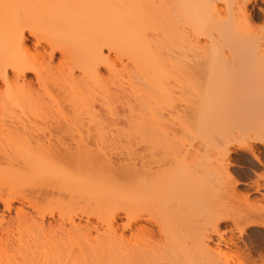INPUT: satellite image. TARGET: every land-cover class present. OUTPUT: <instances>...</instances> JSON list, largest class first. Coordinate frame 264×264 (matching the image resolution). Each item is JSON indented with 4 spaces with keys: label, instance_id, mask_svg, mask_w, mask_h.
I'll use <instances>...</instances> for the list:
<instances>
[{
    "label": "bare ground",
    "instance_id": "6f19581e",
    "mask_svg": "<svg viewBox=\"0 0 264 264\" xmlns=\"http://www.w3.org/2000/svg\"><path fill=\"white\" fill-rule=\"evenodd\" d=\"M257 1L0 0V118L30 113L29 119L54 120L42 132L0 126V185L39 182L40 207L58 205L57 216L37 207L33 216L16 208L15 221L0 215L2 232L8 231L0 264H230L223 248L234 242L226 237L224 246L211 245L209 232L219 235V225L229 220L236 229L244 225L242 234L264 227L263 211L238 193L240 182L229 169L235 149L262 163L256 143L264 147V26L256 23ZM28 36L40 51L30 48ZM55 53L61 54L57 64ZM170 76L178 79L185 134L201 137L204 145L222 130L217 125L234 129L217 132L227 139L215 143V158L195 149L194 138L184 156L153 169L132 146L152 148V104ZM121 140L131 144L120 152L124 158L108 149ZM179 145L169 144V151ZM110 153L123 159L116 155L117 163ZM187 179L196 185L187 198L213 196L216 206L234 199L246 207L231 209L237 217L241 212L235 219L224 201V208L209 213L211 230L194 229L192 238L181 240L178 224L192 217L178 202L182 180L185 191L194 190ZM261 188L257 183L255 191ZM6 195L1 188L0 203L10 211ZM13 224L25 236L11 239Z\"/></svg>",
    "mask_w": 264,
    "mask_h": 264
},
{
    "label": "rangeland",
    "instance_id": "374dc122",
    "mask_svg": "<svg viewBox=\"0 0 264 264\" xmlns=\"http://www.w3.org/2000/svg\"><path fill=\"white\" fill-rule=\"evenodd\" d=\"M254 5H255L254 9H255L257 17H258V19L256 20V23H257L258 26H262L263 27L264 26V15L260 11V9L262 8L264 10V3L262 2V0L261 1L258 0L257 2H255ZM28 44H29L31 49L34 48L33 49L34 51L37 50V49L39 51L41 50V47H36L35 48V46H34V38L32 36H28ZM60 55H61L60 53H55L54 54V57H53L54 64H57V62H59V60L61 58ZM27 79L32 81V82H34L35 86H37V84L35 83L34 74H32V73L28 74L27 73ZM166 79H167L168 83L166 82L163 85V87H162L161 95L159 94L161 98H159V100H157V102L155 100H153V104H152L153 105V108H152L153 109V136H154L153 137L152 148H150L148 145L147 146L146 145L143 146V145H141L142 143H140L139 146L136 144L137 145L136 148H134L135 145L132 144L133 145L132 149L137 150V151H141V153L144 152L143 154L146 155L147 163L151 164L153 169H158V168H162V167L164 168V167H166V164H165V166L163 164V162L165 163V160L169 161L171 159L170 161L172 162L174 160V158H178L179 159V157H175V156H177V155H180V157L184 156L185 154L183 155V153H185L186 148H187V150H189V147H188L189 143H191V141L195 138L194 141H193L194 142L193 143L194 148L195 149L200 148L203 152L206 151V155L210 156L211 158H215L217 156L216 155L217 151H215V150H217L215 143H218V141H220V139H223V140L227 139V137H224V138L222 137L221 138V136H220L221 133H220V135L217 134V132L219 130L215 131V127L218 126L219 127L218 129H222L219 132H222L223 130H225V132H226L228 130L234 129V126L227 125L228 123H226V124L224 123L225 125L221 126V125H217V123H216L217 126L214 127V131L216 132V133L214 132V137H213V135H212V137H210V136L208 137L209 141H211L212 138L213 139L215 138V140H214L215 142L212 140L211 141L212 143H211V142H209L207 140L208 142L206 141L204 145H203V141H202L203 139H201V137H199L197 135H195L193 137H190L188 135V133L185 134L180 129L179 120H178L179 110L181 109L180 108L181 107V104H180V96H181L180 87H179L178 83H176L178 81V79L175 76H170V77H168ZM26 114H27V117L24 115V113L22 114L24 116H21L19 113L9 114V115H12V118H11V116L7 115L8 116L7 119H6V114H4L5 117H3V118H5V119L3 120V119L0 118L1 119L0 120L1 121L0 122V126L1 127L14 128L15 126H18V125L20 126L21 125L20 127L24 128V125H25V129L32 133V131H35V130H37V131L41 130V132H42L43 131L42 129H44V127L51 126L50 124L51 123L53 124V122H54V120L52 121L53 118L51 116H50L49 119L52 122L50 120L47 121V119L46 120L43 119L44 115L41 116V114H38V115L41 116V119H40L41 121L40 120H36L34 118H31V117L29 119L28 114H30V113H26ZM38 115H36L35 118H37ZM59 119H60V117H59ZM59 119H57V120H59ZM43 120L46 123L49 122L50 124L49 123L46 124ZM2 121H4V122H2ZM57 122H59V121H57ZM2 124H3V126H2ZM28 124H31V125H28ZM5 125H7V126H5ZM41 127H43V128L41 129ZM37 131H35V132H37ZM35 132H33V133H35ZM37 134L38 133H36L35 135H37ZM215 135H217V136L219 135L220 137L219 136L217 137ZM216 137H217V139H216ZM121 141L122 142H118V144L120 146L116 142L115 145L112 146V148L114 147V150L112 148H108L109 151L112 150L113 153L114 152L115 153L122 152V153L126 154V152L128 151L127 149H129V148L131 149V147H130L131 144H129L128 141H125V140H121ZM172 143H176L177 146H178V144H180V145H179L178 148L176 147L177 148L176 151L173 150L174 152L171 151L172 152L171 153L169 150H171L172 148L169 147V144H172ZM181 143L184 144V145H182ZM256 146L259 149L258 151L260 153V157H261L262 163L257 162L253 158V156L251 154H249L247 152H244V151H241L239 149H235L234 153L231 154V160H232V163L234 165L232 164L229 167V169H230V172L233 173L235 178L240 182V184H238L236 186V189H237L238 193L248 194L249 201L253 202V203H256L261 208V211H263V212H260L261 215H262L260 219L264 221V201H263L264 200L263 199L264 189L261 188L260 192H256L255 191L257 183L262 185V186H264V147L262 145H260V144H257V143H256ZM116 147H119V148L117 149ZM213 147L215 149H212ZM193 151H194V149H193ZM207 152H210L211 155L208 154ZM113 153H110L111 157H114L116 155L122 154V153L114 154V156H112ZM186 153H187V151H186ZM212 153H213L214 156H212ZM168 154L170 155L171 158L167 159V156H169ZM122 156L124 158L127 155L124 156L122 154ZM117 157L118 156H116V158L114 157L113 159L115 160V159H117ZM119 157H121V155ZM165 157H166V159H165ZM119 160H121V159L119 158ZM118 161H116V162L118 163ZM174 162H176V161L174 160ZM168 163H170V162H168ZM171 166H175L174 163H173V165L171 164ZM169 167H170V165H169ZM224 180H225L224 178L222 180H220V182H221L220 185H222V182ZM183 181L184 180H182V182L180 183V190H178L181 193L180 196H179L178 202H180L181 205H182V210H183L182 212H185L186 214H189L192 217H188V218H190V219H188L189 222L186 221L187 223L185 225L183 224L185 222H183V223L180 222L178 224L177 236L178 237L179 236L183 237V239H181L179 237L181 240H184V236L185 237L186 236L187 237H189V236L191 237L192 235L194 236V234L196 233V231L194 229L200 231L202 229H205V228L207 229L208 228L209 230H211V227H209V224L211 223L212 220L208 219V217H210V218L212 217V214H210L211 215L210 216L209 213L212 212V211L214 212V210L216 209L217 206H218L217 208H222L223 205H226L225 203L227 202L226 207H228L227 208L228 210L230 209V211H231V209H233L234 207L236 209L239 207V210L241 212L243 211V207L244 208L246 207V205H245V203H243V201H240V200L239 201L238 200L235 201L234 199H231L234 202L231 201L230 199H227V201L224 199V201H226V202H224L222 200V203L219 204V202H218V205L216 206L215 204H216L217 201L215 202V198L213 196H212L213 199L212 198L211 199H207L209 201V205H207L208 201L203 199L204 197L203 198H201V197L199 198V197L196 196V194H194V196H191L192 198L188 197L189 198L188 199L187 196H186V192L188 194H190V193L192 194L195 191L196 185L190 179L185 180V181H187L186 185L188 187V190H189V186L192 185V184L193 185L190 186V189L191 188L194 189V190H191L190 192L187 191V190L185 191L184 188H186V187H185V183L183 184ZM7 182L5 180V184L3 183L0 186H2L1 188H3V190L7 193L8 198L12 201V205H13L14 208H12L10 211H6V210L3 209V205L0 203V215H3L5 213V219L6 220L9 221V220L12 219V220L15 221V219H16V208H20L26 214H31L33 216V215L36 214V210L35 209L37 207V208H40L42 210V212H44L45 214L50 213V212H54L56 214V216H57L58 205L46 206V207H43V208L40 207L42 205L41 204V200L38 198V194L36 193V191H38L37 189L39 188L37 186L39 184V182L38 183H36V182H32V183L28 182V184L25 185V187L21 186V187H18V188H12L10 186L8 187L7 186L8 185ZM225 182L227 183V180H225ZM226 183L223 182V186ZM160 185H162V184H160ZM166 185H164V187H166L165 189H168V190H166L167 194H168V193H170V191H171L170 189L171 188H169V184H166ZM217 185L219 187V184H217ZM3 186H6V187H3ZM161 188H163V186H161ZM220 188H221V186H220ZM158 190H159V188H158ZM163 191H164V188H163ZM218 191H219V188H218ZM199 195H200V193H199ZM200 196H202V195H200ZM208 198H209V196H208ZM166 200L170 201L169 198H167ZM197 200L199 201L200 205H199ZM200 200H202V202H200ZM203 200L206 201V204H205V202ZM212 200H213V203L215 202V204L211 205L210 201H212ZM168 201H166V202L168 203ZM192 202L196 206H193V207L189 206V205L192 204ZM196 202H197V204H196ZM237 202L239 204L235 205V203H237ZM172 203H174V202H172ZM194 204H192V205H194ZM213 205H215V208H214ZM226 207H225L224 211H226ZM191 208L193 209V211L195 213H193ZM260 208H259V210H260ZM189 210H191L192 212L191 211L189 212ZM218 211H220V210H218ZM220 212H221V216H220L221 218L225 214H227V215H228V213L230 214L229 211H228V213L225 212V214L223 213V210L220 211ZM185 213H184V215H185ZM190 213H192V214H190ZM231 213L233 214V217L235 219H238V217L240 216V213H239V216L237 217V215H236V214H238L237 210H236V213L234 212V210L231 211ZM1 217L2 216H0V218ZM227 217H230V215H228ZM184 218L187 219V217H184ZM47 219L49 221H52L53 224L55 223V222H53V219H51L50 217H47ZM91 220H92V222H96L94 219H91ZM190 221L192 222V224H191ZM208 221L210 223H208ZM0 225L1 226L4 225V227H1L2 229L0 228V245H1L2 242L6 241V238H5L6 235L5 234H7L6 232H8V231L5 232V230H7L5 223L4 224L1 223ZM140 225L144 226V227H146L148 229H152L151 225L146 223V222H140V223L137 224V226H140ZM233 226H235V225H233V222H231L230 220H229V222L221 223L219 225V233L220 232L221 233L225 232V233H223V235L220 233L222 236H220L219 233H218L219 235H217V233L214 234V232L210 231L209 232L210 236L213 233L211 237H212V241L214 242V243L211 242L210 244L211 245H216L217 242H218V244H221V245L223 244L222 246H224L225 245L224 243H226V242H224V240H227L230 237L232 242H234L233 245H232L233 248H231V246L228 249L223 248V251H224L223 252V259L224 260L226 259L225 261H228V263L230 262V264H264V227L263 226L250 227V228H248L246 230H243V234H242V231H241L242 229L241 228H243L244 225H242L241 227H237L238 229H236V227H233ZM17 227L18 226H16V224H13L12 225V229L9 230L10 231L9 237L11 236V234L15 236V237L11 236L12 237V238L10 237L11 239H13V237L14 238H18L20 236V234L22 236H25V230H23L22 232H18L17 231L18 230ZM3 229H5L4 230L5 233L2 232ZM154 229L156 231V228H154ZM154 229H152V230L154 231ZM239 231L241 232V235H240ZM11 232H13V233H11ZM125 232H126V235L129 234L127 231H125ZM156 234L158 235L157 232H156ZM218 236H220V237H218ZM1 237H4V238H1ZM157 237H158L159 241H162V239L159 236H157ZM226 237H228V238L226 239ZM221 238L224 239V240H222ZM219 239H221L222 241L219 240ZM163 240H164V237H163ZM186 240L188 241V238ZM0 249H1V247H0ZM17 260L19 261L20 259L18 258Z\"/></svg>",
    "mask_w": 264,
    "mask_h": 264
}]
</instances>
